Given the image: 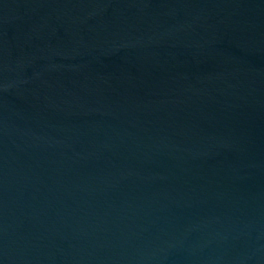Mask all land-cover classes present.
Instances as JSON below:
<instances>
[{
	"label": "water",
	"instance_id": "water-1",
	"mask_svg": "<svg viewBox=\"0 0 264 264\" xmlns=\"http://www.w3.org/2000/svg\"><path fill=\"white\" fill-rule=\"evenodd\" d=\"M0 264H264V0H0Z\"/></svg>",
	"mask_w": 264,
	"mask_h": 264
}]
</instances>
